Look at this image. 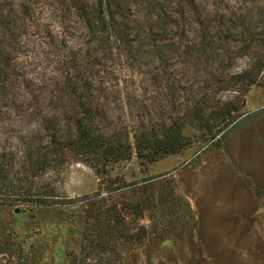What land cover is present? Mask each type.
<instances>
[{"label": "trees", "instance_id": "obj_1", "mask_svg": "<svg viewBox=\"0 0 264 264\" xmlns=\"http://www.w3.org/2000/svg\"><path fill=\"white\" fill-rule=\"evenodd\" d=\"M48 1L0 0V205H64L61 173L71 161L106 176L133 153L145 167L182 152L192 142L188 127L201 141L214 140L244 114L239 102L222 95L243 97L264 85V4L234 12L199 0H57L52 33L39 16ZM30 36L54 57L50 87L36 74ZM240 58L247 64L234 70ZM123 64L153 65L144 76L169 92L168 107L129 93L116 128L112 96L121 90L110 74ZM191 78V98L181 102L183 79ZM126 208L141 216L139 201L109 206L101 236L143 238V227L140 234L125 221ZM90 243L98 256L110 249L99 239ZM0 249L12 254L8 244ZM17 256L25 261L21 249Z\"/></svg>", "mask_w": 264, "mask_h": 264}, {"label": "rangeland", "instance_id": "obj_2", "mask_svg": "<svg viewBox=\"0 0 264 264\" xmlns=\"http://www.w3.org/2000/svg\"><path fill=\"white\" fill-rule=\"evenodd\" d=\"M56 1H48L49 6L40 12L47 25L59 15L54 10ZM199 1L234 12L243 7L255 11L264 4V0ZM50 29L56 31L54 25ZM29 39L36 53V74L50 87L49 64L54 57L46 55L38 38ZM247 61L238 59L234 70L244 68ZM153 67L123 64L110 74V78L117 77L121 90L112 96L116 103L111 121L116 120V128L123 123L117 115L129 93L130 97L137 93L138 98L141 94L147 104L168 107L169 92L147 83L144 76ZM193 79H183L181 85L187 89L179 101L191 98L188 88ZM222 96L239 102L244 114L219 134V141V135L201 141L197 131L188 127L184 133L192 142L182 152L145 167L133 153L130 160L111 166L106 176L97 175L84 162L71 161L61 173L64 205H0V248L2 244L12 248V254L0 251V264H76L84 259L89 264L97 260L108 264H264V85H253L243 97L233 92ZM135 201L141 203L140 217L128 208L121 213L133 231L141 234V227L145 229L143 238L129 242L101 236L107 228L109 206ZM97 239L110 247L99 256L90 249V240ZM20 249L24 262L17 256Z\"/></svg>", "mask_w": 264, "mask_h": 264}]
</instances>
